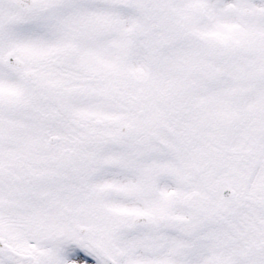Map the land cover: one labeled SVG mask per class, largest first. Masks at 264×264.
Returning a JSON list of instances; mask_svg holds the SVG:
<instances>
[{"label": "snow or ice", "instance_id": "1", "mask_svg": "<svg viewBox=\"0 0 264 264\" xmlns=\"http://www.w3.org/2000/svg\"><path fill=\"white\" fill-rule=\"evenodd\" d=\"M0 264H264V0H0Z\"/></svg>", "mask_w": 264, "mask_h": 264}]
</instances>
